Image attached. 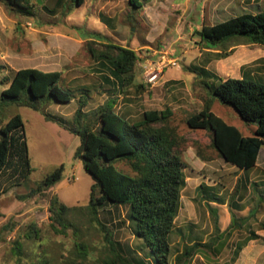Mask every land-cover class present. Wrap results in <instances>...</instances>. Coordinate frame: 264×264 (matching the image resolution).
<instances>
[{"label":"rangeland","instance_id":"obj_1","mask_svg":"<svg viewBox=\"0 0 264 264\" xmlns=\"http://www.w3.org/2000/svg\"><path fill=\"white\" fill-rule=\"evenodd\" d=\"M38 3L52 8L54 0ZM261 11H264V0H191V32H174L173 22L181 16L183 7L169 0L148 1L141 12L133 10L125 0H85L65 16L40 9L33 18L17 16L0 3V64L7 67L0 78L20 68L34 67L62 71L71 78H80L81 82H90L95 81L100 70L90 52V48L103 49L98 41H110L148 57L164 47L176 61L165 68L157 84L146 85L140 68L136 67L134 85L124 93L95 95L85 111L94 110L108 98H113L115 110L131 121L138 120L145 110H172L170 124L186 139L182 157L187 167L175 219L177 231L171 235L170 262L174 264L175 257L187 244L215 240L209 249L201 246L194 251L191 264H228L235 244L250 231L264 235L260 228L264 224V201L260 202L264 194V146L256 167L240 170L218 158L209 146V133L190 130L185 119L200 110L209 95L203 84L207 79L198 68L204 67L222 78H246L264 84V47L234 40L227 44L232 54L216 60L204 49L196 32L202 24L213 25L242 13ZM5 87L0 86V93ZM76 108V101H72L52 103L45 111L62 117L70 126ZM212 112L235 126L242 135H254L256 124L242 120L231 106L217 98ZM15 114L23 119L33 171L26 181L0 195V264H70L79 260L78 243L86 248L88 264H101L99 251L104 244V232L88 216L83 215L76 221V235L73 229L64 234L55 232L49 220L48 201L52 195L69 207L85 206L89 201L93 181L81 161L73 157L79 137L56 122L46 121L39 111L13 104L0 105L2 124ZM195 144L209 160L197 155ZM60 164L65 167L61 181L44 194L23 197ZM10 173L7 170L0 179V189L11 181ZM200 185L210 192L199 190ZM208 194L215 195L219 201H209ZM209 206L216 210V215L210 212ZM215 217L219 232L215 231ZM231 220L235 226L230 229ZM99 221L119 242L127 257H146L147 250H140V242L133 236L134 222L129 220L126 206L105 204L99 209ZM30 224L39 229L38 239L24 238ZM16 241L20 244V255L15 252ZM247 246L245 254L258 250L261 256L257 264H264V241H250ZM245 258L237 264H243Z\"/></svg>","mask_w":264,"mask_h":264},{"label":"trees","instance_id":"obj_2","mask_svg":"<svg viewBox=\"0 0 264 264\" xmlns=\"http://www.w3.org/2000/svg\"><path fill=\"white\" fill-rule=\"evenodd\" d=\"M148 1L125 0V3L141 12ZM84 2L54 0L53 7L48 8L44 3L39 6L38 0H0L10 12L22 18H33L40 9L51 15L60 13L65 16ZM196 34L207 53L216 60L232 54L233 50L227 44L234 40L264 47V11L242 13L213 25L202 24ZM98 42L103 49L90 48L100 68L95 81L81 82L80 78H71L57 70L20 68L0 78V86H6L0 93V105L13 104L39 111L46 121L56 122L79 137L73 157L81 161L93 181L89 201L85 206L69 207L52 195L48 201V212L55 232L64 234L73 229L76 235V221L85 215L104 232V244L99 251L101 264H172L171 235L177 231L175 219L180 209L181 191L185 187L184 170L187 165L182 154L186 139L170 124L173 113L169 108L145 110L138 120L131 121L119 114L114 107L116 101L108 98L94 110L85 111L95 95L115 91L124 93L134 85V73L138 67L139 55L135 50L110 41ZM6 70L7 67L0 64V74ZM198 72L207 79L203 84L209 95L200 110L186 117V126L190 130L207 131L210 148L225 163L243 171L255 168L264 146V84L246 78H222L204 67L198 68ZM210 78L212 81L209 82ZM138 87L143 88V85ZM215 98L231 106L242 120L255 123L254 135H242L235 126L215 115L212 112ZM72 101H76L77 108L70 126L62 117L45 111L52 103ZM23 127L19 114L10 117L4 124L0 122V179L7 170L11 171V181L0 189V195L26 181L33 171ZM194 147L200 158L210 159L202 154L198 144ZM64 171L63 164L56 166L23 197L44 194L62 180ZM198 189L210 192L203 185ZM206 196L211 199L209 201H219L213 194ZM262 201L264 194L260 199ZM105 204L128 208V218L134 222L133 236L140 242V250H147L146 257H127L119 242L100 223L99 209ZM209 210L216 215L214 208L209 206ZM234 226L235 221L231 220L228 228ZM260 228L264 230V224ZM215 231H220L216 217ZM38 237L39 229L30 224L24 238L32 240ZM257 239L264 241L256 232L250 231L248 236L235 244L234 256L249 241ZM214 242H195L186 246L175 257L174 264H187L194 251L201 246L209 249ZM15 245V252L20 255V244L16 241ZM76 246L80 250L79 260L70 264H88L85 246L81 243Z\"/></svg>","mask_w":264,"mask_h":264},{"label":"crops","instance_id":"obj_3","mask_svg":"<svg viewBox=\"0 0 264 264\" xmlns=\"http://www.w3.org/2000/svg\"><path fill=\"white\" fill-rule=\"evenodd\" d=\"M151 1H153V0H150V2ZM161 1L164 2L166 0H161ZM169 1L173 2V5H176L178 7H183V12H182L181 16H179V18L173 22V28L171 30L174 32H181L182 30H186V31L191 32V0H169ZM177 227L179 228V226H177ZM256 234H258V233H256ZM258 235L264 239V235H262V234H258ZM251 241H260V240L257 239V240H251ZM192 244H193V242L190 244H187V245L190 246ZM247 245H248V243L242 248V250L239 252V254L237 256H234V249H233V256L229 260L228 264H237V262L239 260H241L244 256L246 258H245V261L243 264H257L259 257L261 256L260 252L258 250H255V251L251 250V252L246 255L245 253L247 251H245V250H246V248H248ZM261 253L263 254V251ZM187 264H191V258L188 260Z\"/></svg>","mask_w":264,"mask_h":264},{"label":"built area","instance_id":"obj_4","mask_svg":"<svg viewBox=\"0 0 264 264\" xmlns=\"http://www.w3.org/2000/svg\"><path fill=\"white\" fill-rule=\"evenodd\" d=\"M176 58L164 48L153 52L152 56H139L138 67L140 68L143 82L146 85L157 84L164 73L165 68L175 63Z\"/></svg>","mask_w":264,"mask_h":264},{"label":"water","instance_id":"obj_5","mask_svg":"<svg viewBox=\"0 0 264 264\" xmlns=\"http://www.w3.org/2000/svg\"><path fill=\"white\" fill-rule=\"evenodd\" d=\"M38 2H40V0H38Z\"/></svg>","mask_w":264,"mask_h":264}]
</instances>
